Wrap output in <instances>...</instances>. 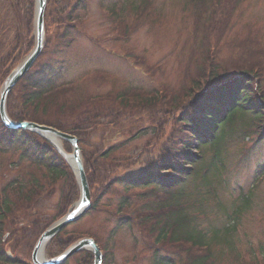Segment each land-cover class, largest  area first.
<instances>
[{"label":"trees","instance_id":"trees-1","mask_svg":"<svg viewBox=\"0 0 264 264\" xmlns=\"http://www.w3.org/2000/svg\"><path fill=\"white\" fill-rule=\"evenodd\" d=\"M88 1L48 0L46 45L33 68L9 94V115L18 122L34 121L79 138L92 191L93 205L88 213L106 212L113 222L105 236L91 232L79 235L95 238L101 245L104 264H108L112 243L124 228H136L155 239L154 264H178L174 250H166L170 255L159 252L165 243L186 251V264H216L210 245L220 240V232L208 233L199 221L205 216V203L218 197L209 189L211 175L204 172L201 179L206 190L199 191L193 201L200 214L191 210L194 204L178 200L188 197L184 185L201 176L205 146L213 154L207 170H221L217 164L221 152L215 141L225 132L233 133L236 119L247 116L262 130L264 138V93L255 81L260 77L242 72L223 79L215 72L211 79L216 83L206 84L208 79L203 75L193 79L192 88L188 87V93L194 91L196 95L174 109L170 108L174 103L167 106L169 100L163 97H141L119 87L104 96H92L85 84L89 79L82 80L85 91L83 86L66 81L64 75L66 51L84 32ZM105 1L103 9L114 19L113 30L118 33L122 28L116 19L118 0ZM189 1L200 4L197 7L201 9H207V1L216 3L215 9L225 7L227 19L237 4V0ZM34 11V0H0V93L7 75L35 45ZM0 145L17 150L22 160L47 173L54 190L58 188L64 208L79 199L81 192L74 172L48 140L21 128L8 129L0 117ZM64 145L72 150L68 142ZM46 177L44 173H25L11 180L1 193L0 264H20L5 252V231L9 233L8 246L17 254L21 251L14 244L15 236L25 235L27 246H31L30 230L42 233L55 221L43 209L42 178ZM60 201L58 211L62 210ZM65 230L49 244L52 256L64 252L77 238L65 236ZM226 233L230 234L231 229L227 228ZM81 255L86 256L84 264H93L90 251Z\"/></svg>","mask_w":264,"mask_h":264},{"label":"rangeland","instance_id":"rangeland-1","mask_svg":"<svg viewBox=\"0 0 264 264\" xmlns=\"http://www.w3.org/2000/svg\"><path fill=\"white\" fill-rule=\"evenodd\" d=\"M236 3L227 19L226 8L215 9L217 4L212 1L205 3L207 9H201L197 7L200 4L194 5L189 0H118L115 17L122 28L117 33L113 30L114 19L103 9L107 2L89 0L84 32L77 35L73 46L66 51V81H73L83 89L87 84V92L92 96H104L116 87L134 91L141 97L158 95L169 100L167 106L174 103L173 107L169 106L171 109L196 95L194 91H187L188 87L192 88L193 79L205 75L206 84H210L215 82L211 79L215 72L222 74L223 79L225 75L242 72L256 74L260 79L255 81L261 84L264 93V0H237ZM83 79L89 82L84 84ZM235 121L233 133L225 132L215 141L221 152L217 160L221 170L217 179L210 176L209 189L213 190L211 195L218 197L205 203V216H200L199 221L208 233L220 232V240L210 245L216 264H264V138L262 130L258 125L253 126L247 116ZM204 155L202 169L212 159L209 146H205ZM36 168L20 159L19 152L0 146V187L25 173H44L47 177L42 178L43 209L56 222L72 205L63 207L54 182ZM201 178L194 177L184 185L188 197L179 199V203L194 204L198 192L204 193L206 186ZM195 209L196 204L191 210L201 213ZM110 216L103 211L88 213L70 223L65 236L75 235L76 241L82 238L81 233L105 236L106 229L113 224ZM227 228L231 233L226 236ZM30 231L31 246H27L25 235L14 241L21 251L14 257L22 264H32L31 255L41 237L39 230ZM154 240L136 228L122 229L112 243L108 264H154ZM48 247L44 251L46 259L52 256ZM159 248L162 255H170L166 250H174L178 264H186L184 259L188 254L180 247L165 243ZM79 255H74L68 264H83L86 256Z\"/></svg>","mask_w":264,"mask_h":264},{"label":"water","instance_id":"water-1","mask_svg":"<svg viewBox=\"0 0 264 264\" xmlns=\"http://www.w3.org/2000/svg\"><path fill=\"white\" fill-rule=\"evenodd\" d=\"M35 47L27 54V57L17 66V68L7 76V80L4 82L0 95V115L5 126L11 129H20L33 131L34 133L42 136L48 140L56 150L60 153L63 159L67 160L72 170L76 174V179L80 188V198L76 201L74 208L66 213V216L57 220L51 227H49L41 235L40 239L35 245V249L32 254L34 264H65L72 255L79 253L81 250H91L95 256L94 264H103V255L98 244L91 237H85L79 239L74 244L70 245L68 250L58 255L56 258H45L39 260L38 256L41 253L42 248H46V245L56 236L58 232L63 230L68 223L75 222L84 217L92 207V192L90 191L89 181L87 180L86 170H84L83 159H81V149L79 145V139L75 135H71L67 132H62L57 128L50 127L44 124H38L33 121H19L12 120L7 112L6 105L8 100V94L12 87L18 83V81L33 67V64L38 60L41 52L45 46V15L48 0H35ZM52 137L59 139L60 141H68L73 149L72 153L67 152L66 149L56 144ZM72 156L75 160V167L72 165L68 156ZM43 249V250H44Z\"/></svg>","mask_w":264,"mask_h":264},{"label":"bare ground","instance_id":"bare-ground-1","mask_svg":"<svg viewBox=\"0 0 264 264\" xmlns=\"http://www.w3.org/2000/svg\"><path fill=\"white\" fill-rule=\"evenodd\" d=\"M51 139H53V141H55L56 142V144L57 145H59L60 147H61V141L59 140V139H56V138H54V137H52ZM68 159L71 161V163H72V165L75 167V160L72 158V156H68ZM44 249V247L42 248V250H41V253H40V255L38 256V258H39V260H43L45 257H44V251H45V249Z\"/></svg>","mask_w":264,"mask_h":264},{"label":"flooded vegetation","instance_id":"flooded-vegetation-1","mask_svg":"<svg viewBox=\"0 0 264 264\" xmlns=\"http://www.w3.org/2000/svg\"><path fill=\"white\" fill-rule=\"evenodd\" d=\"M7 237L9 238V233L5 231V232L3 233V236H2V241L5 242V244H8V240H7L8 238H7ZM15 237H16V238H15L16 240H18V239H23V237H22L21 235H19V236H15ZM14 241H15V240H14Z\"/></svg>","mask_w":264,"mask_h":264}]
</instances>
